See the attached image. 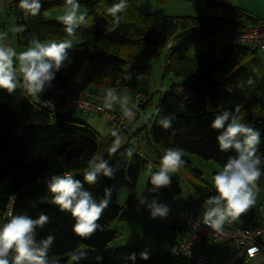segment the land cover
<instances>
[{
  "label": "trees",
  "instance_id": "16d2710c",
  "mask_svg": "<svg viewBox=\"0 0 264 264\" xmlns=\"http://www.w3.org/2000/svg\"><path fill=\"white\" fill-rule=\"evenodd\" d=\"M2 1L7 6V17L14 20L15 29L24 28L23 32L15 31L18 45L29 46L32 37L41 42L56 43L65 38L72 39L67 37L61 21L46 22L43 19L44 11L65 6V0H40L42 8L35 16L26 14L20 7V0ZM182 1L205 2L234 15L231 19H210L169 16L163 10L145 13L135 0H127L128 7L113 16L108 13V8L119 0H78L87 16L76 28L73 46L68 50L71 63L66 61L52 82L64 86L75 84L93 92L114 89L127 67L139 66L137 75L127 84V87H134L139 78L148 81L152 78V63L160 57H164V75L181 80L160 95L147 124L131 133L127 144L113 153H107L112 144L111 136L101 137L90 124L72 119V114L59 115L41 108L22 87V77L18 76L21 86L11 94L0 90V226L14 215L36 219L41 212L47 214L49 222L42 228L37 227L36 239L55 237L48 251V264H66V256L70 253L73 254L72 264H193L186 258L167 253L176 238L163 254L140 248L110 247L118 237V233L111 230L112 224L122 222L125 217L123 209L115 204L116 195L123 188L133 195L141 172L149 166L131 146V139L142 133L154 152L157 165L166 149L179 148L223 167L235 152L218 149V132L210 125L217 115L227 110L260 132L257 154L264 159L261 55L251 47L224 44L219 36L224 28L244 29L264 21L216 2ZM168 44L172 45L169 56ZM149 103L150 99L145 96L140 112ZM237 106L238 112L235 111ZM163 117L172 118L170 128L165 129L159 124ZM93 155L101 156L116 169L114 178L101 175L94 185L84 182L87 161ZM182 159L185 163L179 173L193 187V197L198 200L204 195L202 175L187 159ZM261 168L264 171V165ZM65 173L80 180L97 202L104 198L105 188H112L109 206L98 221L101 229L90 238L76 236L70 214L59 211L52 203L47 183L52 176ZM257 184L262 192V202L264 175ZM12 194H15L14 199ZM190 211L203 220V213ZM256 211L243 224L225 223L223 228L243 230L257 225ZM210 241V238H204L200 243L206 252V262L224 260L230 253L229 248L213 245ZM82 246L89 250L78 252ZM141 253H147L149 258L141 259ZM133 254L135 259H129ZM52 258L57 260L50 262ZM247 261L244 259L238 264Z\"/></svg>",
  "mask_w": 264,
  "mask_h": 264
},
{
  "label": "clouds",
  "instance_id": "9594fccd",
  "mask_svg": "<svg viewBox=\"0 0 264 264\" xmlns=\"http://www.w3.org/2000/svg\"><path fill=\"white\" fill-rule=\"evenodd\" d=\"M66 8L60 21L65 25L67 37L59 43L41 42L32 37L26 51L17 53L12 47L0 43V90L8 94L21 86L28 95L39 97L51 85L56 73L65 62L71 63L68 50L73 46L76 28L84 21V15L78 14L81 5L78 0H65ZM20 7L26 14L37 15L42 8L40 0H20ZM128 7L127 0H119L108 8V13L116 16ZM23 32V26L15 29ZM3 37L0 36V40ZM18 64V69L17 65ZM130 78V77H129ZM251 83V81H249ZM104 107L111 109L114 103L119 102L125 116L134 115L133 106H129V97H120L116 90H106ZM159 111V110H157ZM239 111V106L235 109ZM172 118L163 117L159 124L168 129ZM210 127L218 132L216 142L221 152L233 151L235 155L229 156L222 170L213 177L216 195L205 200L207 210L203 213L204 225L216 232L229 219L235 220L245 213L254 203L259 178L264 175L261 166L264 159L257 154L260 144V132L249 124L225 110L217 115ZM183 149L168 148L165 150L159 165V171L151 174L152 191L171 185V175L180 170L185 161L182 159ZM83 180L89 185L97 183L102 175L114 178L116 169L109 165L99 155H93L87 161ZM52 194V203L61 212H67L74 220L73 233L81 238H90L101 229L98 221L104 210L109 206L112 188L104 189V198L97 200L85 190L83 183L73 177L71 173L63 176H52L47 183ZM13 199L15 194H12ZM141 204L144 200L139 201ZM152 218L166 217L167 205H158L155 200L148 204ZM47 214L41 212L36 219L27 215H14L0 226V264H48V251L54 243V236H47L42 240L36 239L37 227H43L49 222ZM148 254L141 253V259L147 260ZM134 260L135 254L129 257Z\"/></svg>",
  "mask_w": 264,
  "mask_h": 264
},
{
  "label": "rangeland",
  "instance_id": "374dc122",
  "mask_svg": "<svg viewBox=\"0 0 264 264\" xmlns=\"http://www.w3.org/2000/svg\"><path fill=\"white\" fill-rule=\"evenodd\" d=\"M136 5L140 10L145 13H153L156 10H163L165 14L169 16H192V17H207L210 19L218 18H231L233 15L226 11V9L212 6L205 2L197 1H182V0H135ZM212 2H219L218 4H232L226 2H234L237 0H210ZM260 0H250L247 6L264 11V5L258 4ZM221 4V5H222ZM241 4V3H240ZM65 6L54 7L44 11L43 19L46 22L60 21V17L65 12ZM83 14L84 19L87 16V11L83 7H80L79 13ZM0 36L3 37L0 43L12 47L19 54L26 51L29 46H20L16 41L15 36V23L14 20L7 17V6L0 0ZM224 44L231 45L232 43L228 39H222ZM248 47V46H245ZM262 67L264 69V58L259 57ZM18 69V64L16 65ZM164 57H160L158 60L152 63V78L148 81L146 78L141 77L135 83L134 87H116L114 88L120 97L128 96L129 103L131 104L135 100V95L140 94L150 99L148 106L143 108L141 112L137 113V118L133 122L127 123L129 131H121L116 129L114 124L109 123L104 116H90L81 111H75L72 114V119L86 122L90 124L101 137L108 138L111 136L112 144L107 153H113L125 146L130 138V132L133 129L141 128L147 124L148 119L152 116L155 105L161 94H164L170 89L171 84H179L181 80L172 75H164ZM19 76V74H18ZM107 90V89H106ZM106 90L104 91L106 93ZM105 98V97H104ZM98 99L101 105L104 107L105 99ZM110 110L109 112H116L114 114H120L122 111L119 102L114 103L111 109L105 108L104 110ZM107 112V113H109ZM131 124V125H130ZM130 125V126H129ZM131 146L133 150L138 151L139 154L145 158L149 166L143 170L138 178L136 190L134 194L123 188L120 190L115 198V204L123 209L125 217L122 222H115L112 224V231L118 233V237L114 243L110 245L112 248H140L146 251H150L155 254H163L176 238L167 233L169 226L176 222L177 215L180 209L187 206L195 213H204L207 210L205 200L209 196L216 195L213 177L222 170L214 161H204L201 158L193 154L183 152L182 157L187 159L193 166V168L201 173L204 195L194 199L193 187L189 184L188 180H184L179 171L170 174L171 185L168 187H162L152 191L151 174L159 171V165L156 163V158L151 146L144 138V133L138 138L131 139ZM192 198V199H191ZM143 199L144 203L139 201ZM262 192L256 194L255 203L245 212L242 213L235 220L229 219L225 223L228 224H243L246 218H251L261 204ZM153 200L158 205H167L169 211L166 217L152 218L150 211L148 210V204ZM190 200L193 201L190 202ZM89 250V247L82 246L78 252H85ZM57 258H52L50 262H55ZM66 264H72L73 254L70 253L66 256ZM207 261L210 262V259ZM210 264H215L210 263ZM245 264H262L261 258H255L248 260Z\"/></svg>",
  "mask_w": 264,
  "mask_h": 264
},
{
  "label": "built area",
  "instance_id": "2783aa9c",
  "mask_svg": "<svg viewBox=\"0 0 264 264\" xmlns=\"http://www.w3.org/2000/svg\"><path fill=\"white\" fill-rule=\"evenodd\" d=\"M219 36L221 39H228L232 44L254 48L264 58V23L244 29L224 28ZM171 46V44L167 46L168 56L171 55L169 51ZM126 71L117 81V87H127V84L137 75L139 66L127 67ZM33 100L41 108L59 115H70L75 111H81L90 116H104L109 123L115 125L116 129L129 131L127 123L133 122L136 118L137 113L140 112V105L145 101V96L135 95V100L129 104L130 107L134 105L132 108L134 115L131 117L107 113L96 104L91 92L75 84L64 86L51 82V85L38 98L33 97ZM255 216L257 225L243 230L224 229L222 226V230L216 232L205 226L203 220L195 217L187 207H182L176 222L167 229L168 234L176 236L175 243L167 253L186 258L193 264H208L205 259L206 252L200 243L204 238H210L213 245L227 246L230 250L224 260L215 264H238L244 259L251 260L258 257L264 264V198Z\"/></svg>",
  "mask_w": 264,
  "mask_h": 264
},
{
  "label": "crops",
  "instance_id": "0c3cea01",
  "mask_svg": "<svg viewBox=\"0 0 264 264\" xmlns=\"http://www.w3.org/2000/svg\"><path fill=\"white\" fill-rule=\"evenodd\" d=\"M207 1H210V0H207ZM249 2H250V0H237L236 3H234V2H226V3H232V4H225V3L224 4L220 3V4H222L224 6H227V7H230V8H235V9L242 10L243 12L249 13L250 15L258 18L261 21H264V11H262V10H256V9H253V8L247 6V3H249ZM217 3H219V2H217ZM257 3L258 4L260 3L261 5H264V0H260V2L257 1ZM226 11H229V10H226ZM229 12L232 15H234L231 11H229ZM199 17H202V16H199ZM231 18H233V17L231 16ZM231 18H218V19H231ZM88 91L92 93L93 100L96 102V104L98 106H100L104 110V107L101 105V103L99 102L98 99L104 98L106 93L104 91H101V92H99V91L93 92L92 90H88ZM104 111L109 112L110 110H106L105 109ZM109 113H111V112H109ZM114 113H116V112H112V114H114ZM120 114H124V113L121 112ZM133 128H134L133 126H132V128L130 127V129L132 130V133L136 132L140 127L139 128H136V129H133Z\"/></svg>",
  "mask_w": 264,
  "mask_h": 264
}]
</instances>
